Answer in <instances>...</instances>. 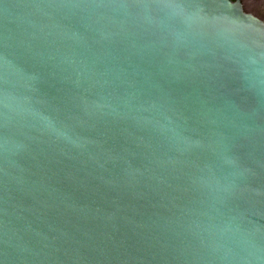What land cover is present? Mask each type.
I'll return each instance as SVG.
<instances>
[{"label":"water","instance_id":"95a60500","mask_svg":"<svg viewBox=\"0 0 264 264\" xmlns=\"http://www.w3.org/2000/svg\"><path fill=\"white\" fill-rule=\"evenodd\" d=\"M0 264H264V21L0 0Z\"/></svg>","mask_w":264,"mask_h":264},{"label":"flooded vegetation","instance_id":"af4514ba","mask_svg":"<svg viewBox=\"0 0 264 264\" xmlns=\"http://www.w3.org/2000/svg\"><path fill=\"white\" fill-rule=\"evenodd\" d=\"M245 9L264 21V0H240Z\"/></svg>","mask_w":264,"mask_h":264}]
</instances>
